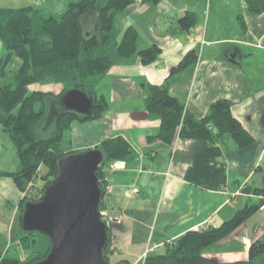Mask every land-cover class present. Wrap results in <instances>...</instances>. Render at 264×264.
Wrapping results in <instances>:
<instances>
[{
  "label": "crops",
  "instance_id": "crops-1",
  "mask_svg": "<svg viewBox=\"0 0 264 264\" xmlns=\"http://www.w3.org/2000/svg\"><path fill=\"white\" fill-rule=\"evenodd\" d=\"M48 1L43 0L45 6ZM17 3L40 4L0 0V6ZM139 4L116 17L119 28L114 25L112 33L120 38L125 28H135L137 50L156 44L158 58L144 65L135 54L123 58L106 50L112 64L94 88L106 108L98 119L72 121L64 140L66 150L78 153L121 136L134 151L132 158L103 167L104 201L121 214L120 222L108 226L114 249L108 259L113 263L144 264L142 254L150 240L165 242L190 230L216 227L264 197L240 189L264 190V12L252 15L246 5H169L163 0ZM186 12L194 16L188 30L179 23ZM2 48L0 43V58ZM193 49L196 62L174 72ZM166 80L170 94L196 119L203 118L214 101H230L232 116L252 136L253 144L238 149L227 136L215 143L177 136L170 145L150 139L158 133L160 121L147 117L141 83L160 85ZM31 86L45 92V86L61 90L53 83ZM6 135L0 126V139ZM22 196L12 179L0 177L4 239L14 237L19 227ZM258 212L261 215L251 216L229 237L205 248L203 256L218 262L245 260L251 242L264 232V211Z\"/></svg>",
  "mask_w": 264,
  "mask_h": 264
},
{
  "label": "trees",
  "instance_id": "trees-1",
  "mask_svg": "<svg viewBox=\"0 0 264 264\" xmlns=\"http://www.w3.org/2000/svg\"><path fill=\"white\" fill-rule=\"evenodd\" d=\"M161 0H141L142 3L157 5ZM135 0H107L100 5L98 0H76L68 4L60 15L44 12L32 6L17 9L0 7V40L6 54L0 58V126L14 143L19 158L16 171L3 173L0 177L12 179L17 189L23 193L19 201L18 240L22 245L34 242L36 232L22 229L21 216L24 204L39 201L44 188L51 182L58 170L59 162L72 154L66 150L64 140L72 121L95 120L106 108L103 96H97L94 88L98 80L108 71L112 62L105 49L109 43L116 17ZM247 11L252 15L264 12V0H244ZM89 22V23H88ZM185 30L194 24L192 13L180 18ZM138 32L128 26L115 45L118 56L126 58L137 55L144 65L153 63L160 54V48L152 44L137 50ZM16 57L19 66L13 75V83H2L6 76V66ZM197 60V50L188 51L174 72L193 65ZM53 83L61 85L58 94L33 90L34 84ZM145 91V109L148 118L160 121L159 131L150 139L160 140L168 145L178 136L186 139L208 140L211 143L227 136L238 149L251 146L252 136L232 116L231 102L216 100L209 106L207 114L196 119L185 106L169 92L166 80L160 85L141 83ZM78 89L92 98V114L82 118L73 113L48 114V107L64 91ZM44 121V122H43ZM103 156V164L98 169L102 188L106 181L103 167L108 162L125 161L134 155L131 145L121 136L107 138L96 148ZM40 181V196L32 199L27 193ZM263 195V189H243ZM262 200L248 203L220 225L208 226L200 230H190L163 248L144 259V264H264V232L253 240L245 260L218 262L203 256V250L229 237L244 224L259 207ZM102 206V205H101ZM49 240V239H48ZM155 240V238H154ZM44 253H35L29 260H21L10 253V248L0 241V264H33L45 258ZM111 237L103 250V258L113 252ZM116 264H128L118 261Z\"/></svg>",
  "mask_w": 264,
  "mask_h": 264
},
{
  "label": "water",
  "instance_id": "water-1",
  "mask_svg": "<svg viewBox=\"0 0 264 264\" xmlns=\"http://www.w3.org/2000/svg\"><path fill=\"white\" fill-rule=\"evenodd\" d=\"M91 108V97L69 89L51 103L49 113L89 118ZM102 164L103 156L97 149L63 158L40 200L24 204L22 229L50 241L45 258L33 264H109L103 258L108 225L99 211L105 191L98 178Z\"/></svg>",
  "mask_w": 264,
  "mask_h": 264
},
{
  "label": "rangeland",
  "instance_id": "rangeland-1",
  "mask_svg": "<svg viewBox=\"0 0 264 264\" xmlns=\"http://www.w3.org/2000/svg\"><path fill=\"white\" fill-rule=\"evenodd\" d=\"M71 1H76V0H49L46 4L48 6H45L43 3V0H37V2H39L40 4L30 3V6H32L33 8L40 9L44 12H49V13L54 14V15H60L66 10L68 4ZM163 1H165V3H168L169 5H171V4L172 5H245L244 0H163ZM98 2L100 5H104L107 2V0H98ZM142 5H154V4L144 3ZM6 6L7 7L9 6V7L20 8L22 5H18V3H17L16 5L15 4L14 5H1L0 7H6ZM181 12H183V11H181ZM117 21H118V19L116 20V22L114 24L115 29L119 28V23ZM118 36H119V33L117 34V37ZM117 37L114 33H111L110 41L105 46V49L109 53L112 52V50H115V45H116L115 42L119 41L121 38V37L120 38H117ZM0 43L3 47L1 40H0ZM3 52H4V54L2 57H4V55L6 54L4 47L2 48V53ZM18 66H19L18 60L16 57L13 56L12 60L7 64V66L5 68L6 76L4 79H2L1 82L12 84L13 83V75H14L15 71L17 70ZM37 85L42 86L44 84H37ZM29 88L33 89V90H37V89L33 88L32 86H30ZM42 89L46 90V92H51L54 95L58 94L61 91V90L60 91L56 90L57 92H55V90H53L52 87H47V86L42 87ZM50 105H51V103L49 104V107H48V114H49V110H50ZM4 137H5L4 141H2L0 139V170H2L0 172L8 173L9 171L13 172L16 170L15 168H17L19 165V158L17 155L16 147H15L14 143L12 142L11 138L9 137V135L7 134ZM9 168H11V169H9ZM7 169H9V170H7ZM41 186H42V184L40 181L36 182L35 185H33L31 187V189L28 191L27 194L32 199H38L40 196ZM257 201L258 200H253V202H255V203ZM258 215H261V214H259V212H255L253 216L257 217ZM262 215H264V214H262ZM14 234H15L14 237H13V235L12 236L10 235L9 238L7 237L6 239H4L0 236V241L5 244L6 248H10V253L17 256L21 260L29 261L35 256V253H37V252L44 253L49 248V240L46 236H44L42 234H39V233L34 234L32 236L34 239V242H31L29 245H22V244L18 243L19 238L21 236H23V234L19 231V227ZM167 246H170V245H164V246H162V248H165ZM113 262H114L113 260L108 259L109 264H116Z\"/></svg>",
  "mask_w": 264,
  "mask_h": 264
},
{
  "label": "built area",
  "instance_id": "built-area-1",
  "mask_svg": "<svg viewBox=\"0 0 264 264\" xmlns=\"http://www.w3.org/2000/svg\"><path fill=\"white\" fill-rule=\"evenodd\" d=\"M141 3V0H135V4ZM106 193V187L104 191V195ZM102 206L100 207V216L103 221L109 226L110 224L116 222H120L121 220V214L120 211L114 207L108 204L106 201L104 202V196H103V201H102ZM259 211H264V203L259 207ZM173 240H168L165 242H154V241H149L147 247L145 248L142 256L143 259H145L148 255H151L155 252L158 251V249L164 245H171Z\"/></svg>",
  "mask_w": 264,
  "mask_h": 264
}]
</instances>
